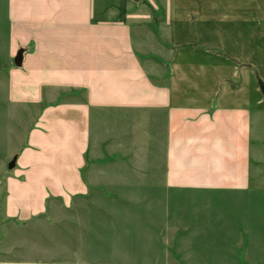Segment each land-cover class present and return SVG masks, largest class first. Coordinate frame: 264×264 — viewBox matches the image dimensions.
Listing matches in <instances>:
<instances>
[{"label": "crops", "instance_id": "0c3cea01", "mask_svg": "<svg viewBox=\"0 0 264 264\" xmlns=\"http://www.w3.org/2000/svg\"><path fill=\"white\" fill-rule=\"evenodd\" d=\"M157 2L164 22L131 12ZM144 3L0 0V101L29 116L0 232H59L57 260L37 264L138 252V232H229L236 264H264L253 78L236 63L264 70L253 21L220 0Z\"/></svg>", "mask_w": 264, "mask_h": 264}, {"label": "rangeland", "instance_id": "374dc122", "mask_svg": "<svg viewBox=\"0 0 264 264\" xmlns=\"http://www.w3.org/2000/svg\"><path fill=\"white\" fill-rule=\"evenodd\" d=\"M147 0H143V3ZM144 3V4H145ZM158 11L152 12L147 6L141 5L137 9L132 6V13H139L141 17H150L158 24V21L166 19L165 2H157ZM219 3V0H215ZM223 7H230L234 11L238 21H253L254 58L259 62L264 60V0H220ZM235 10H237L235 12ZM158 20V21H157ZM149 25V23H143ZM155 31L166 39V33L158 25ZM171 51L176 49L167 45ZM190 47L198 48L196 45ZM223 58L233 60L222 54ZM235 61V60H234ZM239 68H247L251 71L254 87L253 110V138H254V181L255 197L264 196V97L259 88V81L264 82V70L256 64L246 65L236 61ZM64 97L84 100V94L78 91H70L62 94ZM3 94L0 93V100ZM29 116L21 117L20 111L6 107L0 101V215L4 212V203L7 195L5 177L10 174L9 164L11 157L25 140V129L29 122ZM11 157V158H9ZM9 158V159H8ZM264 205L255 204V219L260 220L261 210ZM258 224V221H256ZM261 222V221H260ZM256 224V223H255ZM2 229V228H1ZM0 229V230H1ZM11 233V234H9ZM140 251H125L94 254L95 264H236L245 258V244L237 246L238 259L231 255L226 243L229 232H138ZM157 233V234H156ZM59 232H0V264H24L27 262L56 261L59 252L57 243ZM29 236V238H28ZM30 240V249L22 253L23 243ZM37 245V246H36ZM36 246V248H35ZM41 246V247H40ZM46 253L38 252V248ZM255 260L261 258V254H252ZM24 262V263H23Z\"/></svg>", "mask_w": 264, "mask_h": 264}, {"label": "water", "instance_id": "95a60500", "mask_svg": "<svg viewBox=\"0 0 264 264\" xmlns=\"http://www.w3.org/2000/svg\"><path fill=\"white\" fill-rule=\"evenodd\" d=\"M15 65L18 67L22 66V62H23V51L20 50L17 54V56L14 59ZM259 88L261 90V93L264 97V82L263 81H259ZM16 164V158H13V160L10 162L9 164V169H13L15 167Z\"/></svg>", "mask_w": 264, "mask_h": 264}]
</instances>
